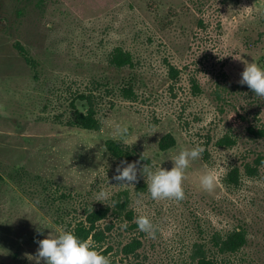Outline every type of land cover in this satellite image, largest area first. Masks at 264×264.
<instances>
[{
  "label": "rangeland",
  "instance_id": "1",
  "mask_svg": "<svg viewBox=\"0 0 264 264\" xmlns=\"http://www.w3.org/2000/svg\"><path fill=\"white\" fill-rule=\"evenodd\" d=\"M117 47L132 53L134 67L109 64ZM248 62L264 67V0H0V264H44L36 241L113 207L127 190L134 219L110 214L98 223L111 227L116 264H190L196 245L236 228L248 239L232 260L264 264V97L238 82ZM130 77L135 101L119 91ZM81 94L96 97L100 131L70 124L73 103L86 109ZM167 135L175 145L162 150ZM110 140L143 157L133 160L131 185L112 179L120 161ZM195 144L204 151L185 170L184 199L153 200L142 166L170 170L174 152ZM206 168L218 174L212 191L199 182ZM235 168L240 185L227 186ZM99 186L109 197L98 202ZM141 214L154 235L138 229ZM134 240L137 257L123 250Z\"/></svg>",
  "mask_w": 264,
  "mask_h": 264
},
{
  "label": "trees",
  "instance_id": "2",
  "mask_svg": "<svg viewBox=\"0 0 264 264\" xmlns=\"http://www.w3.org/2000/svg\"><path fill=\"white\" fill-rule=\"evenodd\" d=\"M109 64L119 69L125 67H134V57L132 53L126 51L122 47L113 49L109 56ZM194 90L197 94L201 89L199 84L195 81L193 83ZM121 97L128 101H135L137 99V93L135 90V78L130 77L123 81L119 87ZM79 101L85 102L86 109L80 111L75 108L74 116L70 122L72 126L79 127L84 130L100 131L102 129V121L98 118L97 113V99L93 95L81 94L77 97ZM235 122H243V117L236 115ZM260 135L264 136V129L260 131ZM223 145L232 146L234 141L228 138L223 141ZM175 145V139L171 135L165 136L160 142V148L162 150H168ZM106 147L111 156L118 160L133 161L136 157L142 158L138 155L135 149L125 146L119 142L110 140L106 142ZM246 172L249 176H256L258 174V167L253 165H246ZM224 183L227 186L237 187L240 185V171L238 168L233 169L227 177L224 179ZM131 192L129 190L121 192L117 195L113 207H105L97 210L86 211V217L76 223H72L67 228L71 230L80 239L87 242L91 239L97 242L102 249L101 253L107 257L112 253V247L109 244V234L111 227H107L105 230L100 228L99 222L105 220L110 214L114 215L116 219L132 221L134 219V213L130 209ZM56 224L63 226L62 220L56 219ZM107 230V231H106ZM247 232L242 228H236L224 234H214L211 238L209 245H196L191 255L190 264H236L232 260L233 256L238 254L244 246L247 244ZM141 243L138 240H134L124 247V252L129 256H138V249ZM116 259L110 260V264H116ZM133 264H143L141 261H136Z\"/></svg>",
  "mask_w": 264,
  "mask_h": 264
},
{
  "label": "clouds",
  "instance_id": "3",
  "mask_svg": "<svg viewBox=\"0 0 264 264\" xmlns=\"http://www.w3.org/2000/svg\"><path fill=\"white\" fill-rule=\"evenodd\" d=\"M238 82L247 85L254 95L264 97V67L255 62L245 63ZM127 133V127L116 125V134L125 137ZM203 151L200 144H195L191 149L174 152L171 157L174 166L170 170L161 166L143 165L141 171L146 178L147 191L151 198L183 200L185 192L182 182L185 170ZM138 164L139 161L121 160L112 179L120 186L133 184L138 179ZM217 176L214 169L206 168L199 177L200 185L203 189L212 191L216 186ZM94 197L98 202L103 201L109 197V192L105 187L99 186L98 190L94 191ZM135 223L140 231L150 236L155 234L154 225L147 215H138L135 217ZM38 231L42 232V229ZM36 242L38 243L36 256L38 261L42 259L44 264H110L106 255L90 246L86 240L80 239L71 230L64 229L56 235L50 232L44 239Z\"/></svg>",
  "mask_w": 264,
  "mask_h": 264
},
{
  "label": "flooded vegetation",
  "instance_id": "4",
  "mask_svg": "<svg viewBox=\"0 0 264 264\" xmlns=\"http://www.w3.org/2000/svg\"><path fill=\"white\" fill-rule=\"evenodd\" d=\"M4 24V23H3Z\"/></svg>",
  "mask_w": 264,
  "mask_h": 264
}]
</instances>
